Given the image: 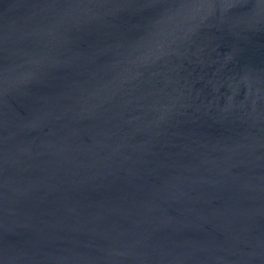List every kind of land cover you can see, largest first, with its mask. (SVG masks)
<instances>
[{
	"label": "water",
	"instance_id": "1",
	"mask_svg": "<svg viewBox=\"0 0 264 264\" xmlns=\"http://www.w3.org/2000/svg\"><path fill=\"white\" fill-rule=\"evenodd\" d=\"M0 264H264V0H0Z\"/></svg>",
	"mask_w": 264,
	"mask_h": 264
}]
</instances>
